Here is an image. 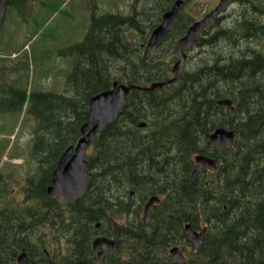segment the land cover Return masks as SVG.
<instances>
[{
	"label": "trees",
	"instance_id": "obj_1",
	"mask_svg": "<svg viewBox=\"0 0 264 264\" xmlns=\"http://www.w3.org/2000/svg\"><path fill=\"white\" fill-rule=\"evenodd\" d=\"M7 1L19 11L38 0ZM175 1L142 0L126 15L93 13L84 39L67 50L75 63L63 93L18 91L17 81L4 77L8 67L0 65V113L21 112L26 103L35 125V167L23 204L6 202L9 181L0 173V264H16L22 250L30 264H53L41 253L46 231L67 244L58 264H181L168 254L174 246L185 250L184 264H264V53L248 45L264 38L260 0H238L226 27L215 19L197 37L206 56L189 58L175 84L130 91L116 119L93 141L88 187L78 201L63 203L46 192L59 158L80 138L93 96L115 81L143 87L171 78L174 44L195 19L181 12L167 42L146 57L144 45ZM14 96L17 104L7 107ZM222 99H232L233 114L217 104ZM141 122L146 129L137 127ZM216 128L234 130L232 147L212 146ZM198 154L212 157L216 169L200 171L190 182ZM154 195L160 202L141 227L142 206ZM187 223L205 230L196 251L184 235ZM97 236L116 242L100 263L92 258Z\"/></svg>",
	"mask_w": 264,
	"mask_h": 264
},
{
	"label": "rangeland",
	"instance_id": "obj_2",
	"mask_svg": "<svg viewBox=\"0 0 264 264\" xmlns=\"http://www.w3.org/2000/svg\"><path fill=\"white\" fill-rule=\"evenodd\" d=\"M141 1L38 0L28 2L19 11L8 4L0 28V56L5 57L0 59V65L8 67L4 74L6 81L11 83L16 80L15 89L27 93H63L67 76L75 63L74 56L67 54V50L84 39L92 14L126 15L132 3L139 6ZM218 1L187 0L183 13L193 19H201ZM260 3L262 11H258V18L264 25V0H260ZM239 5L238 1L227 4L220 15L219 26L226 27L232 23ZM248 45L264 53V38L252 40ZM206 50L195 46L188 55L192 61H196L200 55L206 56ZM13 68H16L14 72L11 70ZM8 98L10 103L5 104L7 107L17 104L18 96H14L13 101ZM34 126L31 117L25 113V106L21 112L0 113V173L9 181L6 202L10 205L23 204L24 192L28 187L26 178L35 167L30 157ZM50 235L52 231H46L40 239L44 249L49 252L48 258L53 264H58L60 253L67 252V244L62 238L56 239Z\"/></svg>",
	"mask_w": 264,
	"mask_h": 264
},
{
	"label": "water",
	"instance_id": "obj_3",
	"mask_svg": "<svg viewBox=\"0 0 264 264\" xmlns=\"http://www.w3.org/2000/svg\"><path fill=\"white\" fill-rule=\"evenodd\" d=\"M229 0H219L217 6L207 13L202 19L194 22L186 34L178 41L175 46L174 54L179 58L172 68L174 78L168 84H173L177 81L179 71L184 66L186 55L182 53V49L194 44L196 33L207 28V26L221 13ZM7 0H0V28L4 19V13ZM184 5L183 0H177L172 5L171 9L166 12L161 20V23L152 31L148 39L145 53L148 52L160 39L166 36ZM163 83H154L150 87L140 88L136 86H126L124 84H113V88L109 91L102 92L89 102L88 119L80 128V132L85 134L76 144L75 148H68L61 156L57 168L53 173V178L50 186L47 188V193L53 197L61 198L64 202H74L83 196L87 188L88 173L87 162L84 160L85 150L91 144L96 133L100 132L107 124L111 123L117 117L123 100L128 96L132 89H143L146 91H158L163 87ZM218 105L224 106L233 114L234 108L232 102L228 99L219 100ZM145 124L138 125L143 128ZM210 141L216 149L223 150L231 147L234 143V132L224 128H217L210 135ZM196 166L193 169L191 180L199 169L205 168L214 170L216 168L213 159L198 155L195 157ZM132 198V194H131ZM158 202L157 197H151L145 205L144 216L141 220V225H144L148 219L149 209L152 204ZM98 227V225L96 226ZM186 238L191 242V247L197 250L200 246V235L194 231L189 224L184 226ZM115 245V241L106 237H98L92 242L94 252V261L100 262L102 255L110 253ZM101 250L98 252L97 248ZM170 254L174 262L183 259V255L177 247L170 249ZM44 257H48V252L44 251ZM18 264H29L27 254L22 251L17 259Z\"/></svg>",
	"mask_w": 264,
	"mask_h": 264
},
{
	"label": "bare ground",
	"instance_id": "obj_4",
	"mask_svg": "<svg viewBox=\"0 0 264 264\" xmlns=\"http://www.w3.org/2000/svg\"><path fill=\"white\" fill-rule=\"evenodd\" d=\"M152 84H154V83H152ZM152 84H149V85H147V87H150ZM230 100V99H229ZM232 100V99H231ZM138 105H139V103H138ZM235 105V104H234ZM141 107H142V105H141ZM143 108V107H142ZM144 110H145V108H144ZM235 110V109H234ZM153 114V113H152ZM147 125V124H146ZM146 129V128H145ZM228 130H230L229 128H228ZM234 131V130H233ZM235 138H236V136H235ZM138 161V158H136V160H135V162H137ZM209 172V171H208ZM136 174V173H135ZM135 176H137V174L135 175ZM139 176V175H138ZM146 178V177H145ZM144 178V179H145ZM142 181V180H141ZM195 180H191V178H190V182H194ZM147 182H149V180L147 181ZM144 183V182H143ZM145 186V185H144ZM153 188V187H152ZM154 189H156L155 187H154ZM153 190V189H152ZM183 231H184V228H183ZM204 230H199V231H197V233L200 235V244H201V238H202V235L204 234ZM184 235H185V232H184ZM174 236V235H173ZM185 238H186V235H185ZM186 240L190 243V245H191V242L186 238ZM117 241V240H116Z\"/></svg>",
	"mask_w": 264,
	"mask_h": 264
},
{
	"label": "flooded vegetation",
	"instance_id": "obj_5",
	"mask_svg": "<svg viewBox=\"0 0 264 264\" xmlns=\"http://www.w3.org/2000/svg\"><path fill=\"white\" fill-rule=\"evenodd\" d=\"M162 42H163V43L167 42V39L163 40ZM92 144H93V143H92ZM92 144H91V146H90V148H89L88 150H92V148H93V145H92ZM142 160L146 161L147 159H146V158H140V159H139V162L142 161ZM139 170H142V167L137 169V171H139ZM158 172H160V171H158ZM152 207H153V206H152ZM152 207H151V208H152ZM143 208H144V205H143ZM99 250H100V249L98 248V251H99Z\"/></svg>",
	"mask_w": 264,
	"mask_h": 264
}]
</instances>
